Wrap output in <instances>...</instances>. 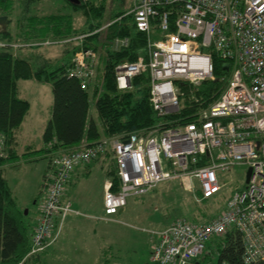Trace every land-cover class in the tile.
<instances>
[{
    "label": "built area",
    "instance_id": "built-area-1",
    "mask_svg": "<svg viewBox=\"0 0 264 264\" xmlns=\"http://www.w3.org/2000/svg\"><path fill=\"white\" fill-rule=\"evenodd\" d=\"M125 16L146 34L147 57L118 65L116 83L119 90L127 91L135 77L148 73L150 102L158 117L179 112L178 82L199 86L215 79V58L229 63L230 79L219 99L195 122L157 125L57 155L29 256L41 254L58 223L74 212L66 191L76 168L111 155L116 176L104 186L107 217L118 215L129 197L149 194L177 180L195 178L202 198H213L222 190L221 172L236 165L251 169L249 183L232 195L219 217L203 224L178 219L157 232L151 261L191 264L205 253L209 242L231 230L243 238L246 264L264 261V0H133ZM122 24L120 16L105 28L109 31ZM153 30L162 32L161 40L153 41ZM101 31L62 42H0V50L10 47L19 56L24 49L45 45L81 47L67 75L89 90L97 78L99 58L96 50L84 46ZM129 45V38H116L110 48L120 51ZM5 148L1 134L0 158L6 157Z\"/></svg>",
    "mask_w": 264,
    "mask_h": 264
},
{
    "label": "trees",
    "instance_id": "trees-1",
    "mask_svg": "<svg viewBox=\"0 0 264 264\" xmlns=\"http://www.w3.org/2000/svg\"><path fill=\"white\" fill-rule=\"evenodd\" d=\"M32 3L29 0L27 5ZM69 4L75 11H83L86 29H75L72 17L63 14L32 16L26 19L28 24L17 35L9 30L1 31L0 42L8 45L18 42H57L93 32L103 24L107 8L104 1L90 0L85 3L80 0L79 5ZM8 6L9 9L12 7V0H0L1 10L7 11ZM123 13L124 10H115L111 19ZM116 38H129V47L120 51L106 48L99 85H92L89 90L83 89L79 80L67 75L81 47H66L60 64L49 60L41 62L33 56H14L10 47L0 50V135H5L7 140L6 157L0 158V264H41L39 255L29 256L33 223L29 214L26 215L19 208L4 171L6 165L19 158V137L31 109L30 102L21 98L20 81L36 80L40 84L52 85L54 102L52 118L43 135L44 152L60 155L78 149L84 143L92 146L102 139L137 133L157 125L175 127L183 122H195L199 113L219 99L230 79L229 63L215 58V79L206 80L199 86L185 81L178 82L180 110L174 115L160 118L150 102L151 78L148 73L135 77L132 89L127 91L119 90L116 83L115 70L118 65L136 62L142 56L147 57L146 34L138 32L133 18L129 17L121 26H115L107 32L106 43L111 44ZM84 48L96 50L88 43ZM92 93L102 131L94 120L88 118ZM111 172L115 177V170ZM199 197L202 198V195L199 194ZM213 198L202 199L211 202ZM212 244L219 256L218 264H246L244 242L238 231L231 230L224 237L214 239ZM254 264H264V261Z\"/></svg>",
    "mask_w": 264,
    "mask_h": 264
},
{
    "label": "rangeland",
    "instance_id": "rangeland-1",
    "mask_svg": "<svg viewBox=\"0 0 264 264\" xmlns=\"http://www.w3.org/2000/svg\"><path fill=\"white\" fill-rule=\"evenodd\" d=\"M101 1H104L107 7L103 16V24L93 32L85 33L93 34L97 30H102L88 42L89 46L96 48L99 58L95 86L99 85L101 80L106 48L111 47L109 43H106L108 30L105 27L118 18L111 19L115 10H124L120 16L125 23L127 19L125 15L130 12L133 2V0H98V2ZM28 2L29 0H12L10 9L9 6L7 11L0 9V17L8 18L6 30L12 32L13 35H17L21 28L28 24L26 20L28 17H44L52 14L71 16L74 28L79 31L87 28L85 26L86 16L83 11H75L68 0H34L33 3L30 0L32 4L27 5ZM6 30L0 26V32ZM162 37V32L153 30L152 39L154 42L161 40ZM95 44L96 46H94ZM66 47L77 48L74 45H56L54 47L45 45L41 49H24L19 52V55L33 56L41 62L49 60L54 64H60ZM19 88L21 98L31 102L34 105V110L41 107L45 119L42 121L44 118L42 117L40 121H37L35 115L33 119L31 112L28 114L19 137L21 155L8 166L7 172L6 169L4 171L19 208L28 211L34 231L40 208L45 200L42 198L45 196L46 190L43 182L45 185L49 182L48 176L44 181V176L48 165L52 170L53 160L58 154L47 153L49 159L44 152L43 141L44 132L48 127V123H46L47 107L51 106L54 95L51 88L40 83L20 81ZM88 115L89 120H94L102 131L93 93ZM4 138L6 140L5 135ZM107 156L108 161L102 169H105L107 175L109 173L108 180H111L113 178L111 171L115 170V164L112 162L111 155ZM96 166L101 168V164ZM247 170L246 166L236 165L226 172H221L219 182L222 190L210 200L211 202H204L199 197L201 191L197 179L177 180L163 183L149 194L129 197L127 206L115 219L103 216L104 206L98 195L99 178L97 174L89 181L80 178L75 181L70 190L66 191V201H69V196H72L78 199L82 207L77 210L69 201L74 212L70 213L63 222L58 223L51 239H49L50 243L39 254V262L41 264H154L151 261L150 248L151 244L154 245L157 241V232L168 228L178 219L203 224L219 217L225 203L235 192L246 186ZM70 215H77L75 216L77 222L73 226L68 219ZM213 241L207 244L205 253L197 259V262L195 260L191 264H218L219 256L212 244Z\"/></svg>",
    "mask_w": 264,
    "mask_h": 264
},
{
    "label": "crops",
    "instance_id": "crops-1",
    "mask_svg": "<svg viewBox=\"0 0 264 264\" xmlns=\"http://www.w3.org/2000/svg\"><path fill=\"white\" fill-rule=\"evenodd\" d=\"M31 83H36V84H39V82H36V81H30ZM43 85V84H42ZM45 86H48L49 88H51L52 90H53V88H52V85L51 84H44ZM20 95H21V91H20ZM53 102H54V100H53ZM53 102H52V104H51V106L50 107H47V115H46V117H47V121H46V123H48L49 124V122H50V120H51V118H52V107H53ZM30 104H31V109H30V114H31V117L34 119V115H35V119L37 120V121H40V118H42V117H44L43 116V109L41 108V107H38V109H36V110H34V105L30 102ZM29 116V115H28ZM27 116V117H28ZM44 119H45V117L42 119V121H44ZM26 122V121H25ZM88 144H86V143H84L83 145H82V147L83 146H87ZM20 148H21V146H20ZM21 150V149H20ZM47 154V153H46ZM49 154V153H48ZM47 154V156H48V158H49V155ZM50 154H52V153H50ZM20 155H21V152L19 151V157H20ZM107 157L108 156H106V157H102L101 159H99V160H97V161H95V162H93V163H90V164H84V165H81V166H79V167H77L76 168V170H75V172H74V174H73V177H72V179H71V181H70V183L68 184V187H67V190H70L71 189V187L75 184V181H77V180H80V178H82L83 180L85 179L86 181H89V180H91L92 179V177L94 176V175H96L97 174V176H98V178H99V181H98V195H99V198L101 199V201H102V204H103V206H104V185H105V183L108 181V179H109V173H108V175H107V173H106V171H105V169H102L103 167H104V164L108 161V159H107ZM50 159V158H49ZM113 162V161H112ZM114 163V162H113ZM98 164H101V168L100 167H97L96 165H98ZM8 166H10V164L9 165H6L5 167H4V170L7 172V168H8ZM12 166V165H11ZM51 166H49L48 165V167H47V171H46V173H45V176H44V181H45V178L48 176V174L51 172ZM6 172H5V174H6ZM47 174V175H46ZM6 176V175H5ZM43 186H46L45 188H46V190H45V196H43L42 198L43 199H45V197H46V193H47V184L45 185L44 184V182H43ZM66 194H67V192H66ZM15 197V196H14ZM70 202H72L73 203V206H74V208L76 209L77 208V210H78V208H80V207H82L80 204H79V202H78V199H76V198H74V197H72V196H69V199H68ZM81 209V208H80ZM79 211H81V210H79ZM122 212V211H121ZM121 212L118 214V215H116V216H113V217H111L112 219H115V217H118L120 214H121ZM75 216H77V215H70L69 217H68V219H69V221H70V223H72V225L71 226H73L74 224H75V222H77V217H75ZM103 216H105V217H107L106 215H105V212H104V215ZM109 218V217H108ZM114 224H115V222H113ZM157 240V239H156ZM152 245L153 244H151V248H152ZM151 248H150V250H151Z\"/></svg>",
    "mask_w": 264,
    "mask_h": 264
},
{
    "label": "water",
    "instance_id": "water-1",
    "mask_svg": "<svg viewBox=\"0 0 264 264\" xmlns=\"http://www.w3.org/2000/svg\"><path fill=\"white\" fill-rule=\"evenodd\" d=\"M68 1L76 5H79L80 3V0H68ZM7 20L8 18L6 16L0 17V26H3L4 30H6ZM251 173H252L251 169H249L246 173V181H245L246 185L249 183ZM25 214L27 215L28 211H25Z\"/></svg>",
    "mask_w": 264,
    "mask_h": 264
}]
</instances>
